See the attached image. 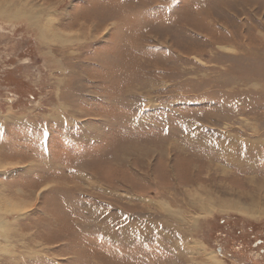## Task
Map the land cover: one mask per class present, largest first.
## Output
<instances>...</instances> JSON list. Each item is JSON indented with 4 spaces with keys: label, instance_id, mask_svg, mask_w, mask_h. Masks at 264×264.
<instances>
[{
    "label": "rangeland",
    "instance_id": "rangeland-1",
    "mask_svg": "<svg viewBox=\"0 0 264 264\" xmlns=\"http://www.w3.org/2000/svg\"><path fill=\"white\" fill-rule=\"evenodd\" d=\"M1 6L0 264L240 262L264 237V0Z\"/></svg>",
    "mask_w": 264,
    "mask_h": 264
},
{
    "label": "flooded vegetation",
    "instance_id": "flooded-vegetation-1",
    "mask_svg": "<svg viewBox=\"0 0 264 264\" xmlns=\"http://www.w3.org/2000/svg\"><path fill=\"white\" fill-rule=\"evenodd\" d=\"M247 151L248 150H246V152ZM247 154H249V155L247 156ZM256 155H257V151L254 152V155L251 154V151L247 152L243 156V159H244L243 163H245L247 161V165L248 164L252 165L250 163V158H253L252 159V161H253L254 159H256ZM229 244H230V242H229ZM248 246L249 245H246V247H244V250L247 253H244V255L242 256V258L243 257L244 258L243 259L241 258L240 262H235L236 260L232 261L233 257H236V255L234 253L232 255L228 250L224 251L223 247H218L216 251L220 255V258H223L224 260L227 259V260H225V261H227V264H264V237H260L258 239H255L254 243L253 242L251 243V246H253V249H251V247L249 246V248L251 249L250 251L246 250V248ZM222 264H223V261H222Z\"/></svg>",
    "mask_w": 264,
    "mask_h": 264
},
{
    "label": "bare ground",
    "instance_id": "bare-ground-1",
    "mask_svg": "<svg viewBox=\"0 0 264 264\" xmlns=\"http://www.w3.org/2000/svg\"><path fill=\"white\" fill-rule=\"evenodd\" d=\"M23 5V4H22ZM3 6V5H2ZM0 7V14H3V12L4 11H7L8 9H9V7L8 8H4L3 9V7ZM7 6V5H6ZM20 6V5H19ZM15 7V6H14ZM25 8V7H24ZM3 9V10H2ZM22 9V8H21ZM41 10V9H40ZM26 11V10H25ZM8 12V11H7ZM21 12H22V10H21ZM5 13V12H4ZM17 15H18V13H20V11H19V8H18V11L17 12H15ZM29 13H30V11H29ZM15 14V15H16ZM24 14L23 13H21V16H23ZM30 15H32L33 17L35 16H37V14L36 13H34V14H32V13H30ZM29 15V16H30ZM12 16V15H11ZM34 17V18H35ZM40 22V21H39ZM48 23V22H47ZM41 25H43V24H41ZM44 30H47L48 32H50V29H49V27H48V25L46 26V25H44ZM52 32V31H51ZM54 37V36H53ZM59 37V39H60V41H61V39H62V36H58ZM55 39V38H54ZM220 149V148H219ZM239 158V157H238ZM231 159V158H230ZM234 159V158H233ZM232 160V159H231ZM238 161V160H237ZM233 162V161H232ZM239 162V161H238ZM233 164H236L237 166H239L238 165V163H235V162H233ZM208 193V192H207ZM245 193V192H244ZM192 194V193H191ZM190 194V195H191ZM207 196H208V198H209V203H201L202 205H204V210L203 211H205L206 213H209L210 215L211 214H213V213H215V212H220V213H224V212H227V210H225L226 208H228L229 206H230V203H228V204H226V203H222V204H224V206H222V204L221 203H217V202H214L215 200L213 199V198H211L212 196L209 194H206ZM199 197V194H196V198L197 199H200V197ZM195 202V201H194ZM221 202V201H220ZM197 203H199V202H197ZM238 204V203H237ZM3 205V204H2ZM197 205V204H196ZM257 207V206H256ZM230 208H232L231 206H230ZM233 209V208H232ZM235 210H238V212H242V213H250V211L249 210H246V211H244L242 208H240V207H238V206H236L235 208H234ZM217 210H219V211H217ZM240 210V211H239ZM254 210V217H256V218H258V219H261V216H264V209L262 208H255V209H253ZM240 215V214H239ZM244 215V214H243ZM191 248V247H190ZM203 249V248H202ZM201 250V249H200ZM198 251H199V249H198ZM202 252L201 253H203V251L204 250H201ZM205 252V251H204ZM199 254H200V252H199ZM206 254V253H205ZM209 254V253H208ZM202 256L204 255V254H201ZM206 259V261H208L207 263L208 264H222V262L221 261H218L213 255H207V258H205Z\"/></svg>",
    "mask_w": 264,
    "mask_h": 264
},
{
    "label": "crops",
    "instance_id": "crops-1",
    "mask_svg": "<svg viewBox=\"0 0 264 264\" xmlns=\"http://www.w3.org/2000/svg\"><path fill=\"white\" fill-rule=\"evenodd\" d=\"M183 262L179 263L178 259L175 260V264H182Z\"/></svg>",
    "mask_w": 264,
    "mask_h": 264
}]
</instances>
